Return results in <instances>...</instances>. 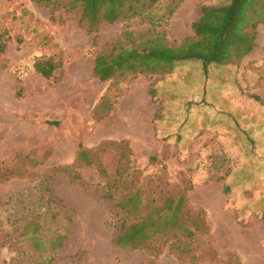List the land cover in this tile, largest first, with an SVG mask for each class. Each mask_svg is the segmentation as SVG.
Instances as JSON below:
<instances>
[{"label":"rangeland","instance_id":"obj_1","mask_svg":"<svg viewBox=\"0 0 264 264\" xmlns=\"http://www.w3.org/2000/svg\"><path fill=\"white\" fill-rule=\"evenodd\" d=\"M194 1L175 23L229 3ZM157 7L90 32L75 11L0 0V264H264V21L240 62L208 75L186 60L165 74L94 76L97 52L125 31L167 30L171 15ZM58 55L52 78L35 70L37 58ZM81 147L91 164L77 158ZM98 161L119 181L113 198ZM133 188L156 206L186 195L206 223L192 251L116 244L133 208L116 217L114 203Z\"/></svg>","mask_w":264,"mask_h":264},{"label":"trees","instance_id":"obj_2","mask_svg":"<svg viewBox=\"0 0 264 264\" xmlns=\"http://www.w3.org/2000/svg\"><path fill=\"white\" fill-rule=\"evenodd\" d=\"M39 5L50 7L53 11L63 8L75 11L78 22L88 31L94 32L104 22L113 23L136 15L152 14V8H165L170 18L185 0H32ZM203 0H201V4ZM209 4V3H207ZM261 0H229L226 5H202L200 17L192 23L193 34L176 40L169 38L167 30H148L138 35L125 31L123 37L111 42L97 52L93 60V74L101 81L111 78H125L136 74H165L171 72L177 63L186 60L202 62L205 75L210 73L212 64L238 63L244 55L255 47L256 28L264 21L261 13ZM264 8V4L262 5ZM261 9V10H260ZM26 13V11H25ZM0 32V52L5 53L7 43ZM46 37V34L44 35ZM48 41H45V44ZM57 56V55H56ZM64 67L59 57L37 58L34 68L45 78H52ZM105 94L99 103L103 108L108 100ZM110 110L111 106L105 107ZM77 158L91 164L89 152L81 147ZM101 174L107 178L106 194L113 196L118 188V180H110L107 170L98 161ZM188 187L186 190H190ZM184 189V190H185ZM224 191L230 192L225 185ZM113 198V197H112ZM144 197L133 188L128 195L114 203L113 215L119 217L133 208V219L125 217L115 237L116 244L122 247L145 248L159 254L165 246L179 253L192 251L191 242L198 231L204 230V220L194 219L187 208V197L179 193H168L162 206L144 202ZM142 210V212H139ZM122 214V215H123ZM192 258L195 255L191 256Z\"/></svg>","mask_w":264,"mask_h":264},{"label":"crops","instance_id":"obj_3","mask_svg":"<svg viewBox=\"0 0 264 264\" xmlns=\"http://www.w3.org/2000/svg\"><path fill=\"white\" fill-rule=\"evenodd\" d=\"M196 1L199 2V3L201 2V0H196ZM203 1H205V0H203ZM187 2H188V0H185L184 2L181 3V5L177 8V10L175 11L174 15L172 16V18L169 21L168 28H167V34H168L169 38H171V39L182 40L183 38L193 34L192 23L195 20H197L200 17V15L198 17H195V18L191 19L189 21V23L190 22L191 23L189 25H187V27H185V28L183 27L182 24L179 25V23H175L174 22V19L176 18L175 17L176 14L178 12H180L183 4L187 3ZM188 20L189 19L187 18L186 21L188 22Z\"/></svg>","mask_w":264,"mask_h":264}]
</instances>
